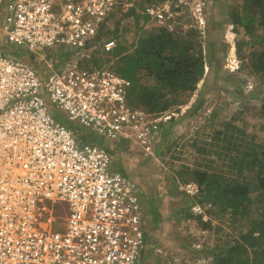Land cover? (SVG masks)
Wrapping results in <instances>:
<instances>
[{
    "label": "built area",
    "instance_id": "built-area-1",
    "mask_svg": "<svg viewBox=\"0 0 264 264\" xmlns=\"http://www.w3.org/2000/svg\"><path fill=\"white\" fill-rule=\"evenodd\" d=\"M186 1L0 0V264L140 263L148 232L141 188L73 123L156 155L171 116L132 105L129 78L84 62L101 42L106 52L117 47L101 34L128 14L180 32ZM183 190L199 193L194 182ZM203 208L196 203L194 214ZM154 252L159 264H214L203 253Z\"/></svg>",
    "mask_w": 264,
    "mask_h": 264
},
{
    "label": "rangeland",
    "instance_id": "rangeland-1",
    "mask_svg": "<svg viewBox=\"0 0 264 264\" xmlns=\"http://www.w3.org/2000/svg\"><path fill=\"white\" fill-rule=\"evenodd\" d=\"M245 2L246 0H187L176 23L180 32L190 35L202 45L205 74L195 92L168 93L164 100L172 105L166 110L154 111L157 114H168L171 118L162 123V143L158 152L147 159L161 207L160 220L153 236L155 245L172 255L203 253L214 256L223 240L239 236L238 223L231 219V215L219 212L218 206L209 207L213 210L211 216L203 208V214H200L203 215V220H212L211 226L204 227L198 219L200 215H195L193 211V206L198 203L194 197L198 193L189 195L183 190L185 183L193 182L188 180L189 170L229 174L221 160V154L236 153L233 149L216 144L217 128L228 123L232 129L245 133V138L249 140L246 142V153H256L258 159L264 160V76L254 74L250 69L252 53L264 51V29L258 20L251 33L245 30L244 24L234 22L233 11L247 13ZM132 15L111 21L102 31L101 40L115 39L118 44L116 49L123 46L130 52L139 39L160 28L154 23L142 24V20L134 19ZM238 43H241L239 50ZM9 50L25 55L20 47L11 46ZM50 51H54L51 53L57 57H53L54 60L63 61L64 56L58 55L54 49H42L40 54L49 56ZM93 56L100 61L93 64L90 59L87 62L89 65L110 67L116 72L119 59L106 53L102 42ZM42 63L45 64L40 61ZM55 63L58 65L61 61ZM141 74L145 75L146 72L142 71ZM142 81L149 82L150 87H160V84L150 78L142 77ZM51 111L58 119L63 116L54 105H51ZM73 125L76 128L79 126L76 122ZM230 133L235 136L238 134L231 129ZM250 159L251 155L244 165L242 175L255 186L248 201L251 221L253 218L264 217V172L252 167ZM232 174L238 176L237 170L233 169ZM62 205L57 204L58 216L61 215ZM156 257V262L150 261L148 264H159L160 255Z\"/></svg>",
    "mask_w": 264,
    "mask_h": 264
},
{
    "label": "trees",
    "instance_id": "trees-1",
    "mask_svg": "<svg viewBox=\"0 0 264 264\" xmlns=\"http://www.w3.org/2000/svg\"><path fill=\"white\" fill-rule=\"evenodd\" d=\"M244 8L247 12L245 14L233 11L234 22L244 24L245 30L251 33L254 23L258 20L261 28L264 29V0H246ZM132 14L122 18L132 15L134 19H140L139 15ZM240 46L241 43H238V50ZM115 49L105 52L119 59L116 72L132 81L131 104L143 105L150 112L166 110L172 105L164 100L168 93L195 92L205 74L202 45L184 32L169 31L160 27L149 36L139 39L133 51L127 52L123 46ZM91 61L97 64L100 60L92 55ZM251 65L252 73L264 76V51L252 53ZM142 71L146 74H141ZM142 77L156 81L160 87H150L149 82L142 81ZM229 125L223 123V127L217 128L215 134L217 145L233 149L236 153L235 155L228 152L221 154L223 155L221 160L229 174L221 175L217 172L192 169L189 170L188 180L198 185L199 193L194 198L205 208V213L213 215V210L209 207L218 206L219 212L223 215H231V219L239 225L238 237L223 240L219 244L218 252L214 255V264H264V217L253 218L250 221L248 201L255 186L242 175L250 155L252 167H257L263 172L264 160L258 159L256 153H246L248 139L245 138V133L238 132ZM230 129L234 133L237 132V136L231 134ZM233 169L237 170L236 175H242V177L234 176ZM198 219L204 227L211 226V218L203 220V215H200Z\"/></svg>",
    "mask_w": 264,
    "mask_h": 264
},
{
    "label": "crops",
    "instance_id": "crops-1",
    "mask_svg": "<svg viewBox=\"0 0 264 264\" xmlns=\"http://www.w3.org/2000/svg\"><path fill=\"white\" fill-rule=\"evenodd\" d=\"M77 130L83 141L99 144L110 152L113 170L123 172L139 184L148 228L146 246L139 264H148L150 261L156 262L157 257L154 252L156 241H154L153 235L157 229V222L160 220L159 211L161 207L155 181L151 178V171L147 164V159L153 156L126 140L105 138L81 126H78Z\"/></svg>",
    "mask_w": 264,
    "mask_h": 264
}]
</instances>
